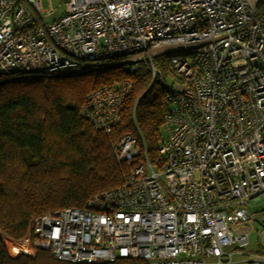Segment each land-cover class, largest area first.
Instances as JSON below:
<instances>
[{
	"label": "built area",
	"instance_id": "built-area-1",
	"mask_svg": "<svg viewBox=\"0 0 264 264\" xmlns=\"http://www.w3.org/2000/svg\"><path fill=\"white\" fill-rule=\"evenodd\" d=\"M42 2L0 0V77L114 59L134 72L147 60L170 110L157 157L123 136L114 154L130 164L126 181L35 218L32 249L74 264H264L246 249L264 234V211L251 210L264 203V0H68L65 12ZM171 54L168 83L152 60ZM132 90L128 79L100 87L83 117L111 134Z\"/></svg>",
	"mask_w": 264,
	"mask_h": 264
},
{
	"label": "trees",
	"instance_id": "trees-1",
	"mask_svg": "<svg viewBox=\"0 0 264 264\" xmlns=\"http://www.w3.org/2000/svg\"><path fill=\"white\" fill-rule=\"evenodd\" d=\"M171 57L152 60L162 79ZM125 79L132 82L133 90L120 122L111 134L96 130L82 115L88 96ZM166 92L159 77L153 82L147 60L134 72L121 59H114L81 74L0 77V264H74L59 261L44 249L14 256L8 243L31 237L35 218L65 208H84L92 197L121 186L130 164L117 160L114 146L123 136L131 135L155 159L170 110ZM96 264L149 263L118 259Z\"/></svg>",
	"mask_w": 264,
	"mask_h": 264
},
{
	"label": "rangeland",
	"instance_id": "rangeland-1",
	"mask_svg": "<svg viewBox=\"0 0 264 264\" xmlns=\"http://www.w3.org/2000/svg\"><path fill=\"white\" fill-rule=\"evenodd\" d=\"M68 2V0H53L51 2V6L53 8H59L62 12H65V6H66V3ZM42 5H43V8L44 9H49L50 5L49 3L46 1V0H43L42 2ZM174 54H171V56H173ZM179 56V55H178ZM182 57H186L189 61H191V56H187V55H183ZM169 66V67H168ZM170 68V70H169ZM172 70V67L170 64L168 65H165L164 67V72L166 73L165 76H164V79L171 83L172 81L175 80V76L173 74V70ZM166 130L165 128L163 129V139L166 138ZM251 210L255 211V212H258V211H264V203H260V204H255V203H252V206H251ZM31 238L30 237H26L24 240L14 244L16 247L19 248V254L20 253H30V254H33L34 253V250L32 249V244H31ZM250 242L251 244L249 246L246 247L247 251L248 252H251V251H255L254 248L256 249L257 245H258V241H257V232H253L250 236ZM10 244V252L11 250H14L15 248L11 246V243H8ZM18 254V255H19Z\"/></svg>",
	"mask_w": 264,
	"mask_h": 264
},
{
	"label": "crops",
	"instance_id": "crops-1",
	"mask_svg": "<svg viewBox=\"0 0 264 264\" xmlns=\"http://www.w3.org/2000/svg\"><path fill=\"white\" fill-rule=\"evenodd\" d=\"M257 241H258V245H257L256 249L254 248L255 251H251V252L257 253V254L264 257V234H263V236H259V233H257ZM250 244H251V242H250Z\"/></svg>",
	"mask_w": 264,
	"mask_h": 264
}]
</instances>
